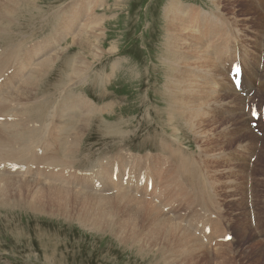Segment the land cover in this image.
<instances>
[{"label":"rangeland","instance_id":"1","mask_svg":"<svg viewBox=\"0 0 264 264\" xmlns=\"http://www.w3.org/2000/svg\"><path fill=\"white\" fill-rule=\"evenodd\" d=\"M33 1L24 0L21 4H28L35 12L41 10L43 19L23 13L22 19L14 20L16 25L13 26L16 28H9L7 37L0 38V52L10 37L28 38L22 43L40 41L47 37L49 31L53 30L51 26L58 21L56 12H63L66 7L80 0H35L38 5H30ZM174 1L101 0V6L94 9V14L102 20L101 26L94 28L100 27L98 33H84L79 42L74 43L71 42L73 37L63 39L55 49H58L56 53L66 56L57 60L47 76L48 80H45L44 88L48 86L47 89H51L58 85L62 87L60 91L66 90L64 87L68 82H65L64 76L70 66L68 61L80 54L90 68L84 79L77 86L73 84L71 90L78 95H86L96 108L110 107L105 112H99L98 116H92L90 129L85 132L81 144L83 156L90 157L91 161L85 168L78 170L87 169L98 158L116 155L118 151L136 156V161L138 157L160 153L164 148H176L174 144L179 143L183 151L196 156L198 164H203L211 177L210 182L217 185V199L222 209L215 215L221 220L218 236L225 233L231 238V241L225 242L224 247H217L214 243L207 246H214L207 253L201 249L194 250L193 260L191 262L188 258V264H264V126L259 124L257 127L259 140L254 135L252 139H247V133L250 132L246 130V121L250 118L243 111L244 102L248 101V80L251 79L253 83L258 80L264 82V0H176L190 11L205 13L211 20L218 22L201 39L204 52L194 56L183 51V54H188L187 58L195 62L209 60L212 64L202 67L179 66L178 62H173L167 55L164 14L169 3ZM187 4H192L198 10L187 7ZM31 18L34 19L32 22L29 21ZM91 26L86 31L92 30ZM191 36L183 33L176 40L181 44V41L186 42ZM84 45L86 47L82 48ZM235 53L240 58L245 57L247 63L253 66L251 69L245 65V90L241 94H234L236 91L231 85L232 93L223 72L226 59ZM93 56H97L98 60ZM177 69L191 80L197 79L196 82L204 88L200 92L206 90L210 96L208 100L198 102L202 105L200 109L185 107L180 119L176 116L172 118L171 113H168L169 109L177 107L171 103L177 98V93L167 83L173 82V74L177 73ZM263 95V92H258L252 97L258 107L264 103ZM168 97H172L169 107L165 102ZM34 98L39 99L33 94L30 101ZM182 105L181 102L179 107ZM188 113L200 114L207 121H218L210 125L206 123V130L211 132L205 136L217 140V146L210 150L215 154L203 153L208 145L205 144V137L197 136V131L195 133L186 122L184 117ZM226 120L236 122V127L232 125L233 121L226 124ZM90 146H94L95 154L88 152ZM242 148L245 154L242 156L239 153L238 156L235 149L240 152ZM234 158L239 166L234 163ZM244 158L246 167L243 164ZM191 161L194 162L193 159ZM204 162L208 163L204 165ZM247 170L251 172V179L246 174ZM216 174H220L219 177L212 178ZM17 177L13 175L12 179ZM200 182L208 184V181ZM184 187L189 188L186 185ZM92 196L106 198L113 195ZM73 220L69 221L53 213H34L17 206L0 208V264H165L160 258L142 256L137 249L121 245L110 232L96 233ZM194 223L200 222L195 218ZM229 242L231 244L227 247ZM184 262L178 260L170 264Z\"/></svg>","mask_w":264,"mask_h":264},{"label":"bare ground","instance_id":"2","mask_svg":"<svg viewBox=\"0 0 264 264\" xmlns=\"http://www.w3.org/2000/svg\"><path fill=\"white\" fill-rule=\"evenodd\" d=\"M22 1L24 0H0V38L7 37L9 28H16L13 26L16 25L14 20L22 19L23 13L43 19L41 10L35 12L28 4H21ZM33 3L30 5H38L35 0ZM100 4L101 0H80L72 3L63 12H56L58 21L52 23L53 30L49 31L47 37L40 41L32 39L33 41L26 43L22 42L28 38L10 37L5 41V47L2 46L0 79L4 78V81L0 84V118L13 120L0 122V208L10 209L17 206L38 214L53 213L69 221L75 219L79 225H85L96 233H112L121 245L137 249L142 256L153 255L154 259L160 258L165 264L178 260H184V264H188V258L191 262L193 260L194 250L201 249L207 253V250L214 249V246L207 247L212 243L217 247H224L223 240L227 235L223 233L218 236L221 225L214 214L215 209L222 210L217 199L218 192L211 183L205 185L200 182L208 180L205 174L201 176L199 165L187 161L176 162L180 151L164 148L163 152L170 159L168 164L163 154L146 155L135 161L136 157L118 151L116 155L98 158L87 169L78 170L91 161L90 157L83 156L81 145L85 132L90 129V120L93 115L98 116L99 112L107 111L110 106L96 108L91 105L86 95H78L71 90L73 84L77 86L84 79L90 68L80 54L68 61L70 66L64 76L68 83L65 87L63 85L66 90L60 91L62 87L59 88L58 85L51 89H47L48 86L44 88L45 80H48L47 76L57 60L66 56L56 53L58 49H55L63 39L73 37L71 42L74 43L79 42L84 33H98L100 27L94 28L101 26L102 20L94 14V9L100 7ZM164 17L165 48L172 61L178 62L179 66H211L209 60L195 62L187 57L189 53L195 56L204 52L201 39L218 22L211 20L205 13L190 11L176 0L169 3ZM33 20L29 19L31 22ZM89 25L93 29L86 31ZM197 28L199 32L195 33ZM201 29H204L203 34ZM183 33L193 36L179 44L176 38ZM84 47L86 46L82 48ZM183 51L188 54H183ZM235 61L236 64L240 62L248 67L245 57L230 55L224 70L227 77ZM175 74L173 82L167 83L177 93V98L171 102L177 107L169 109L168 113H171L172 118L176 116L175 118L180 119L184 115L185 107L199 108L202 105L198 102L206 101L210 96L206 90L200 92L204 88L196 82L197 79L191 80L178 69ZM242 81L243 74L241 90ZM33 94L39 99L30 101ZM171 99L172 97L165 99L168 107ZM181 102L183 105L179 107ZM49 108L52 109L50 112ZM184 118L195 133L197 131V136L205 137L208 148L203 147V153L215 154L210 150L217 146V140L205 136L211 132L206 130V123L209 122L210 125L218 121H207L200 114L197 116L192 113ZM230 121L225 122L228 124ZM232 125L236 127V122L233 121ZM253 137V134L247 133V139ZM93 147L90 146L88 152L95 154ZM206 163L208 162H204V165ZM13 175L18 176V179H12ZM142 180L144 184H141ZM184 185L189 188L185 189ZM148 187H151L150 191ZM192 192L195 194L192 195ZM93 194L113 196L101 198L92 196ZM179 210L190 215L188 221L176 215ZM195 218L200 223V220H204V226L208 225L207 229L203 226L200 233H197L199 226L194 223ZM230 244L231 242L226 246L229 247ZM221 262L225 263V260L221 259Z\"/></svg>","mask_w":264,"mask_h":264}]
</instances>
